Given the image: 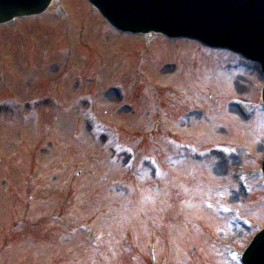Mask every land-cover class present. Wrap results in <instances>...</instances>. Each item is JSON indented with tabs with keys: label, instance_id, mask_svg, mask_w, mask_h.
<instances>
[{
	"label": "rangeland",
	"instance_id": "1",
	"mask_svg": "<svg viewBox=\"0 0 264 264\" xmlns=\"http://www.w3.org/2000/svg\"><path fill=\"white\" fill-rule=\"evenodd\" d=\"M64 2L74 23L79 24L81 20L86 22L88 30L84 38L86 43L83 46L90 48L92 45L91 54L81 44L77 45L78 33L80 32L82 35V31L76 25L74 28L72 27L71 40L66 32L55 28V20L50 17H44L38 22L22 21L16 28L13 25H9L5 29L0 28V52L4 54L0 58V72L5 68L9 89L4 91L11 95H8L10 98L7 95L0 97V99H4L0 111V192L5 187L1 181L3 178L8 182L11 180L14 186V197L18 198L19 193L21 194L20 199L16 200L14 205L16 216L11 214L8 221L7 217L10 214H5L8 207L0 204V222H4L0 229V236L6 235L7 232L12 233L10 229H12L11 224L14 221L17 220L18 223L24 221L21 227L15 229L21 232L10 234L9 241L0 237V264H97L103 262L101 259L98 260L99 258L96 259V254L94 253V255L91 250L85 249L86 245L78 244L77 237L80 236V232L77 231V228L79 227L65 228L63 225L66 220L72 225L76 223L79 226L87 225L97 233H103L105 242L111 243L112 249L113 245L119 243L124 237L122 232L127 226H131L132 229V243L138 246L142 243H140L141 240H137L140 238L139 233L144 235L145 241L146 236L155 232L156 236L153 237V240L148 237L143 246L149 245L151 242L159 246L156 264H227L224 262V258L220 257L217 246L211 245L207 237L219 232V244L228 245L232 249L230 251L234 255H238L246 247L252 233H247L235 220L232 221L231 227L226 223V220H222L223 218L211 217L204 213L199 205H201V200L213 194L214 197H219L217 202L219 206L226 205L228 207L241 201V199L237 201L239 190L237 187L232 189V183H230L232 187L229 188L221 187L219 184L224 183L221 182V177L236 174L235 170L240 165V160L229 157L220 161L216 160L213 163L207 159L205 162H196L197 164L194 165L184 162V157L188 156H185L186 153L180 150V154L177 153L174 155L176 157L172 158L168 150L171 145L167 143L166 146L167 135H164V132L167 129L171 131L176 129L179 138L199 144L200 150L212 140L231 148L248 144L254 157L261 158L264 150V115H261L262 120L253 126V132L250 134L247 133L249 128L241 124L242 120L234 110L230 107H228V111L223 110L224 99L230 93L243 96L252 95L258 90L261 84L260 80L255 73H252V70L247 68L237 71L227 69L222 72V68H226V66L221 67L224 62L218 59L217 63L210 57L201 60V55L198 54L195 45H173L174 48L179 47V52H176L165 41L167 45L164 50L159 49L153 53L152 49L143 48L146 58L141 69L146 77L143 79L138 75L132 76L131 71L136 63L132 54L142 48V41L131 39L119 43L117 40L103 36L101 30L96 28L97 22L93 19L91 21L86 19L88 8L83 2L80 0H64ZM91 22L96 23L93 31L90 28V25H93ZM54 28L55 32L50 33ZM20 32L27 41L19 40ZM48 32L53 36L52 41L49 39V35L42 42L38 37H43ZM113 41L115 45L109 46ZM76 45L81 48H76ZM71 47L76 48L74 62H77L81 67L80 73H90V70L82 67L80 63H84L86 57L91 55L90 67L94 71H98V74L93 72L94 78H96L94 84H84L83 87L89 89L94 86L96 87L94 93L102 94L96 95V100L98 99L97 115L101 120L103 119L102 121L107 126L119 128V132L116 131L119 142L128 144L132 148L138 146L142 150L146 149L145 154L151 153V149H155L153 145L168 148L165 150V154L169 155L170 159L166 164L171 170L168 173L165 172L164 191L154 193L149 189L148 182L151 181V176L150 173L144 171L142 172L143 187L135 196L139 200H137L138 204L132 198V202L124 204L121 201H116L122 200L123 196L114 195L111 197L113 193L111 187L114 185L112 180L121 179L124 181L120 170L121 166L112 168L113 165L109 162L111 155L107 151L101 150L102 141L95 142L94 145L90 143V137L88 136L89 140L86 136L89 131L86 125L80 124L77 120V111L72 110L73 103L66 105L69 107V112L64 115L58 116L57 112L53 110V115L57 116L53 119L50 112L52 108H49L50 111L41 110L40 118L34 120L32 118L31 123L27 121L31 109L24 105H22L24 114L19 117L9 114L2 115L7 107L14 104L15 99L23 104L30 100L32 93L36 90L35 87H40L39 82L43 78L54 80L52 77L54 68L62 62L63 56L67 55L68 51H72ZM8 52H11L15 59L10 57ZM79 58L82 59V62ZM203 61L205 63L201 65ZM28 67H31L30 70ZM125 75L131 81L128 83L129 85L131 83L139 85L142 81L153 83L156 88L155 100L147 92L145 95L148 97V103L146 107H143L142 97L140 94L135 95L132 100L135 112L131 116L123 114L121 117L114 115V118H110L111 116L107 115H111V111L109 110L105 115L104 110L115 109L117 98H114L111 90L105 86L120 82ZM57 84V82H51L46 85V88L49 89V86L52 85L51 91L53 92ZM66 88L70 91L68 84H66ZM146 89L151 90L150 88ZM0 92L3 91L0 90ZM66 94L65 88H63L58 95V99L63 104L72 98V96L67 97ZM203 94L205 96L212 94L218 97L209 95L207 99V96L206 98L202 96ZM209 100L214 105H219L220 114H216L213 104ZM59 105L61 104L58 102ZM156 105V110L162 106L165 111L161 119L165 128L153 129L155 130L154 135L147 140L148 144L144 145L146 142L143 144L140 140L136 141L134 135L150 132L151 125L155 120ZM48 106L54 107L51 104ZM18 108L19 106L16 107V109ZM191 108L200 109L204 118L196 113L191 115ZM147 111L150 112L149 118L145 117ZM185 113L187 114L178 124L179 126L176 125V118ZM150 118H152L151 121ZM55 119L58 120L55 121ZM231 119H234V122L236 120L237 124ZM242 130H246V132ZM47 141L51 142L53 146ZM229 143L236 146H230ZM18 164H22L21 168L24 169L16 170ZM245 165L247 167L257 166L258 163L246 161ZM20 171L23 172L22 179L18 177ZM78 171H81V174L78 175ZM29 181L30 185L28 186L27 182ZM62 188L68 198H74L77 207L74 202L72 206L64 204L62 208L59 207L62 202L59 197ZM20 189L23 191L20 192ZM55 190L58 197H56ZM28 193L32 195L30 201L27 200ZM152 196L154 197L152 198ZM239 198L242 197L239 196ZM251 202L252 206L262 204L246 209L245 216L255 219L253 223L262 228L264 227V191L258 190L256 198ZM25 205L30 206V209H26ZM73 206L76 208H72ZM138 210L143 213L142 219H138ZM52 211L59 214L55 216L56 219L53 218L54 216L48 215ZM72 213L79 215V218ZM198 218L200 222L196 221ZM256 219L260 221H256ZM73 221L75 222L73 223ZM31 232L33 233L29 235ZM36 232H39L40 236L35 234ZM25 234L26 238L20 239L24 238ZM71 237L73 238L70 239ZM157 237L158 239H156ZM42 238H46L45 243H36V240ZM59 238L62 239L61 243L58 242ZM65 245H70L66 251ZM140 248L142 249V247ZM126 253L127 251L124 250L118 255L115 253L111 258L112 262L116 264H147L148 255L145 251L144 255L143 251L140 254L126 255ZM83 258L85 261L82 260Z\"/></svg>",
	"mask_w": 264,
	"mask_h": 264
},
{
	"label": "water",
	"instance_id": "2",
	"mask_svg": "<svg viewBox=\"0 0 264 264\" xmlns=\"http://www.w3.org/2000/svg\"><path fill=\"white\" fill-rule=\"evenodd\" d=\"M0 17L48 0H14ZM116 27L133 32L160 31L170 37L198 38L206 44L243 48L264 61V0H93ZM221 46V45H220ZM246 54V53H244ZM248 264H264V232L249 251Z\"/></svg>",
	"mask_w": 264,
	"mask_h": 264
},
{
	"label": "bare ground",
	"instance_id": "3",
	"mask_svg": "<svg viewBox=\"0 0 264 264\" xmlns=\"http://www.w3.org/2000/svg\"><path fill=\"white\" fill-rule=\"evenodd\" d=\"M258 129V128H257ZM243 132H246V130H242ZM252 132H253V130L252 129H250V130H247V133H250V134H252Z\"/></svg>",
	"mask_w": 264,
	"mask_h": 264
}]
</instances>
